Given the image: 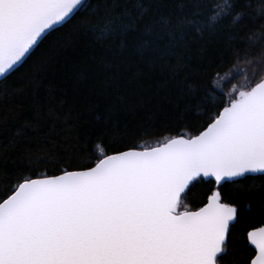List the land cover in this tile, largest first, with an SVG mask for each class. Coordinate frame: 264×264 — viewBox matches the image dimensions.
I'll return each mask as SVG.
<instances>
[{"label": "snow or ice", "instance_id": "6c2138e0", "mask_svg": "<svg viewBox=\"0 0 264 264\" xmlns=\"http://www.w3.org/2000/svg\"><path fill=\"white\" fill-rule=\"evenodd\" d=\"M199 7L192 0H0L6 89L54 32L60 35L29 69L37 77L81 38L115 41L155 65L166 40L234 17L226 46L202 65L194 87L185 81L182 88V115L196 109L198 134L133 142L95 158L86 147L73 149L70 161L26 152L15 172L2 170L0 264H237L229 245L236 201L253 199V186L237 178L259 173L264 183V0L257 7L216 0L203 21ZM241 73L247 83L232 84L225 99L221 81ZM42 164L55 171L40 173ZM201 178L232 181V202L217 188L203 206L181 210L186 190ZM254 203L264 213V188ZM246 238L250 264H264V226Z\"/></svg>", "mask_w": 264, "mask_h": 264}, {"label": "trees", "instance_id": "16d2710c", "mask_svg": "<svg viewBox=\"0 0 264 264\" xmlns=\"http://www.w3.org/2000/svg\"><path fill=\"white\" fill-rule=\"evenodd\" d=\"M215 2L192 0L200 6L202 21L210 17L207 8ZM252 2L258 6V0ZM231 19L234 17H224L222 25L205 24L203 31L186 30L182 39L166 40L155 65L115 41L99 45L81 38L54 65L41 69L37 77L29 69L34 62L39 63L40 56L60 35L54 32L32 60L11 76L9 88L0 86V174L5 169L15 172L26 152L49 160L59 157L70 161L73 149L86 147L95 158L133 142L150 146L170 136L198 134L202 121L196 109L187 117L182 115V88L186 87L185 81L194 87L203 75L202 65L226 46ZM235 81L247 83L243 73L227 82L222 89L225 99L226 90ZM38 171L51 174L55 169L42 164ZM259 176L238 179L241 187L253 186V199L236 201L238 220L230 230L229 245L237 264H250L254 254L247 242V230L264 225V213L254 203L264 188ZM235 186L232 181L216 185L201 178L186 191L181 210L198 209L217 188L226 203L232 202L230 194Z\"/></svg>", "mask_w": 264, "mask_h": 264}, {"label": "rangeland", "instance_id": "374dc122", "mask_svg": "<svg viewBox=\"0 0 264 264\" xmlns=\"http://www.w3.org/2000/svg\"><path fill=\"white\" fill-rule=\"evenodd\" d=\"M223 74H224V73H223ZM223 74H221V75H223ZM226 83H227L226 81H221V88H222V89L225 88V86H226L225 84H226ZM235 83H236V81L233 82V84H235ZM240 83H245V82H240ZM231 86H232V85H231ZM231 86L229 87L230 89H229V88H228L227 90L225 89V90H226V93H228V92L231 90Z\"/></svg>", "mask_w": 264, "mask_h": 264}, {"label": "water", "instance_id": "95a60500", "mask_svg": "<svg viewBox=\"0 0 264 264\" xmlns=\"http://www.w3.org/2000/svg\"><path fill=\"white\" fill-rule=\"evenodd\" d=\"M3 79V77H0V80H2ZM253 175H260L259 173H256V174H252V173H250V174H247V176H253ZM204 179V178H203ZM237 179H241V178H237ZM205 180H207V179H205ZM224 182H231V181H224ZM187 191V190H186ZM206 203V202H205ZM203 206V205H202ZM235 222V221H234ZM233 222V223H234ZM262 226H264V225H262ZM261 227V226H260ZM248 245L250 246V247H252L253 248V246L252 245H250L249 243H248Z\"/></svg>", "mask_w": 264, "mask_h": 264}]
</instances>
